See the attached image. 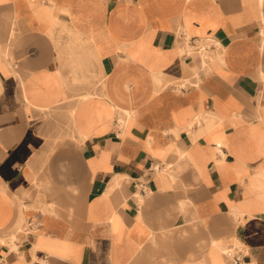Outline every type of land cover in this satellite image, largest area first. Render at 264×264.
<instances>
[{"label": "crops", "instance_id": "obj_1", "mask_svg": "<svg viewBox=\"0 0 264 264\" xmlns=\"http://www.w3.org/2000/svg\"><path fill=\"white\" fill-rule=\"evenodd\" d=\"M228 248L264 264V0H0V264Z\"/></svg>", "mask_w": 264, "mask_h": 264}, {"label": "built area", "instance_id": "obj_2", "mask_svg": "<svg viewBox=\"0 0 264 264\" xmlns=\"http://www.w3.org/2000/svg\"><path fill=\"white\" fill-rule=\"evenodd\" d=\"M197 40H194V45L198 50H208L211 48L212 43L210 42V40H208L207 42H199ZM226 255L232 259L233 264H242V258L241 256L238 254V252L234 249V248H228L226 250Z\"/></svg>", "mask_w": 264, "mask_h": 264}]
</instances>
